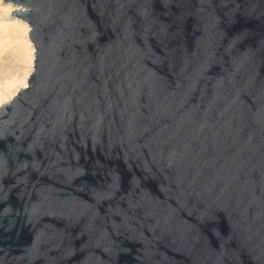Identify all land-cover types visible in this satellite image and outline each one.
I'll return each instance as SVG.
<instances>
[{"label": "water", "instance_id": "obj_1", "mask_svg": "<svg viewBox=\"0 0 264 264\" xmlns=\"http://www.w3.org/2000/svg\"><path fill=\"white\" fill-rule=\"evenodd\" d=\"M2 1L0 264H264V0Z\"/></svg>", "mask_w": 264, "mask_h": 264}, {"label": "rangeland", "instance_id": "obj_2", "mask_svg": "<svg viewBox=\"0 0 264 264\" xmlns=\"http://www.w3.org/2000/svg\"><path fill=\"white\" fill-rule=\"evenodd\" d=\"M0 2V62L1 66H3L2 68L0 66V71L3 72L0 75L5 79L4 81H12L14 87H18L22 81L24 82L22 79H25L26 75L29 73L31 75L33 73L34 61L31 63L29 57L31 55L33 56L35 50L29 39V26L11 17L12 12L9 13L8 10L9 7H11L10 4H3L2 0H0ZM13 8L16 9L15 7ZM4 49L6 50L4 51ZM15 90L16 89H11L10 91L14 92ZM0 92H4L3 85H0Z\"/></svg>", "mask_w": 264, "mask_h": 264}, {"label": "bare ground", "instance_id": "obj_3", "mask_svg": "<svg viewBox=\"0 0 264 264\" xmlns=\"http://www.w3.org/2000/svg\"><path fill=\"white\" fill-rule=\"evenodd\" d=\"M1 3V2H0ZM4 4V3H3ZM10 6V5H9ZM9 13H11V12H13V11H15V10H18L17 8L16 9H14L13 8V6L11 5V7H9ZM14 19H16V18H14ZM18 20V19H17ZM23 23H25V22H23ZM2 25V24H1ZM3 28V27H2ZM5 28V27H4ZM29 28V27H28ZM1 31V30H0ZM4 31V30H3ZM6 33V32H5ZM1 42H2V40H1ZM3 47V46H2ZM5 47V46H4ZM8 47V46H7ZM0 48H1V45H0ZM3 49V48H2ZM7 49V48H6ZM6 49H4V51L6 50ZM34 49V48H33ZM1 51H3V50H1ZM32 51H34V50H32ZM31 51V52H32ZM31 55V54H30ZM34 55L35 54H33V56L30 58L29 57V59H31V63H33V61H34ZM3 62V61H2ZM4 63V62H3ZM30 63V64H31ZM0 66H1V62H0ZM3 66H1V68H2ZM1 73H3V72H1L0 71V74ZM29 77H30V73L28 74V75H26L25 76V79H22V80H24V82L22 81V83L19 85L18 83V87H14V85H13V83H12V81L11 82H7V81H4L5 79H3L2 78V76L0 75V85H3L4 86V92H0V106H2V105H4V104H7V103H9L15 96H16V94L19 92V90H21V89H24V88H26L27 87V84H28V79H29ZM9 80V79H8ZM4 81V82H3ZM3 82V83H2ZM17 82H19V81H17ZM16 83V82H15ZM20 83V82H19ZM11 89H16L14 92H11L10 90Z\"/></svg>", "mask_w": 264, "mask_h": 264}]
</instances>
